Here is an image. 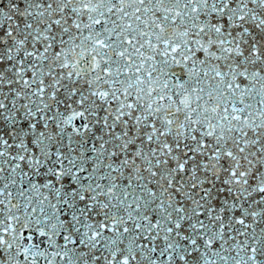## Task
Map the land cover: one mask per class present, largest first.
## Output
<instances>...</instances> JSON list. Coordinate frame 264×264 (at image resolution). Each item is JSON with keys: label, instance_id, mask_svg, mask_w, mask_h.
<instances>
[{"label": "snow or ice", "instance_id": "1", "mask_svg": "<svg viewBox=\"0 0 264 264\" xmlns=\"http://www.w3.org/2000/svg\"><path fill=\"white\" fill-rule=\"evenodd\" d=\"M0 264H264V0H0Z\"/></svg>", "mask_w": 264, "mask_h": 264}]
</instances>
